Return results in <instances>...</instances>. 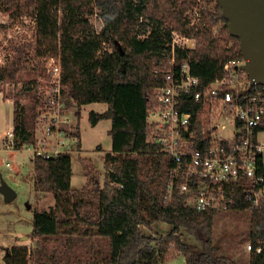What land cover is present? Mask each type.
<instances>
[{
	"label": "trees",
	"instance_id": "trees-1",
	"mask_svg": "<svg viewBox=\"0 0 264 264\" xmlns=\"http://www.w3.org/2000/svg\"><path fill=\"white\" fill-rule=\"evenodd\" d=\"M195 2L0 0L1 10L12 19L34 18L35 58L48 56L60 63L65 110L75 104L79 117L83 105L107 103L105 111L91 110L89 120L96 125L110 119L112 139L111 150L104 155L103 183L98 173L88 172L86 183L73 193L71 153L34 154V188L37 193H52L55 203L34 213L35 249L11 247L6 264H31L32 258L34 264H162L177 254H183L187 264H237L221 252L222 236L214 233L220 210L197 209L181 187L182 173L173 172V157L150 140L149 110L157 104L155 89L170 67L173 31L195 39L194 48L176 47L175 57L178 64L189 62L203 83L221 76L227 61L244 59L219 1L212 9L200 10L204 21L191 24L186 12ZM94 6L104 21L100 31L86 16ZM212 25L218 27L216 34ZM29 59L24 49L17 48L0 66V91L7 83L21 84L13 102L15 149L36 147L38 117L47 102L39 78L51 83L42 62ZM196 107L192 103L186 108ZM71 136L81 135L77 129ZM233 207L247 211L239 203ZM248 211L249 238L256 246L264 240V208ZM162 221L172 226L169 233L144 231ZM182 229L197 239L198 247L184 241ZM74 233L92 246L79 253L73 249L60 259L50 253L48 242ZM248 264H264V250L250 251Z\"/></svg>",
	"mask_w": 264,
	"mask_h": 264
},
{
	"label": "built area",
	"instance_id": "built-area-1",
	"mask_svg": "<svg viewBox=\"0 0 264 264\" xmlns=\"http://www.w3.org/2000/svg\"><path fill=\"white\" fill-rule=\"evenodd\" d=\"M197 15L189 17L191 24L204 21L201 11ZM195 45L193 37L173 31L170 67L155 89L157 104L149 110L150 140L173 157V172L182 173L181 187L197 209L235 210L236 203L247 210L264 208V84H252L245 59L227 61L221 76L203 83L189 62L178 64L175 57L176 47ZM51 59L56 93L46 99L52 108L45 114L51 115L45 126L48 134L66 118L60 117L59 108L64 105L59 104L61 66ZM192 103L197 106L194 111L186 108ZM6 133L13 142V130ZM64 151L38 153L52 156ZM246 248L261 252L264 240L256 246L250 241Z\"/></svg>",
	"mask_w": 264,
	"mask_h": 264
},
{
	"label": "rangeland",
	"instance_id": "rangeland-1",
	"mask_svg": "<svg viewBox=\"0 0 264 264\" xmlns=\"http://www.w3.org/2000/svg\"><path fill=\"white\" fill-rule=\"evenodd\" d=\"M214 5L215 0H196L186 13L192 19L197 18V11L202 10V8L212 9ZM86 16L90 19L96 31L102 29L104 21L100 9L94 6ZM212 30L216 34L218 27L212 25ZM35 32V20L32 16L12 19L0 7V66L7 64L16 53L17 48H22L32 63L35 64L39 60L42 62L47 73L51 76V80H53L54 76L49 71L53 65L52 57L35 58ZM32 63L30 64L31 67H33ZM39 80L44 83L46 89L44 98L48 99L54 96V93H56L54 85L50 82L49 84L46 83V80L41 77ZM20 87V83H7L4 85V91H0V183L4 180L17 193V196L8 202L4 193L0 190V264H6L4 257L7 250H10L13 246L25 245L32 250L35 249L36 238L32 236L34 213L36 210L49 209L55 203L52 193H37L34 188V154L38 153L39 150H48V153L51 154L56 153L58 149L69 151L72 157L71 183L73 193L86 183L88 172L90 175L94 172L98 173L100 183H103L106 173L104 155L105 152L111 150L112 145L109 133L110 120L102 119L96 125H92L89 120L90 111L93 109L100 110L101 102L83 105L78 117L76 115L77 106L70 104L69 108L65 110V103L59 98L60 103L55 101V105L58 103L64 104L59 106V108H63L60 117L66 118L54 126V133L48 134L46 132L45 126L51 121V115L47 114L45 116V114L52 111V108L46 103L38 117L36 130L38 143L36 147L28 145L21 149H15L12 142L9 141L7 133L4 135V130L13 129V102ZM7 98L11 101L6 100ZM22 101L29 104L26 100ZM51 104L54 105V102ZM102 105L107 104L103 103ZM55 121L58 122L57 118ZM77 129L81 135L79 139L71 136ZM99 147L102 150H99ZM8 163L10 164L8 165ZM248 212V210H220L216 214L214 233L218 237L222 236L223 248L221 252L233 257L237 264H248L250 255L246 248V245L250 242ZM171 229L172 226L169 223L162 221L155 222L152 228H144V231L146 233L158 231L167 234ZM181 236L187 243L195 247L199 246L197 239L185 229H182ZM47 246L50 253L60 259L65 254L73 252V249L79 253L92 245L87 238L79 233H74L69 237L61 236L51 240L47 243ZM30 262L34 264V258ZM162 264L187 263L183 254H177L166 259Z\"/></svg>",
	"mask_w": 264,
	"mask_h": 264
},
{
	"label": "water",
	"instance_id": "water-1",
	"mask_svg": "<svg viewBox=\"0 0 264 264\" xmlns=\"http://www.w3.org/2000/svg\"><path fill=\"white\" fill-rule=\"evenodd\" d=\"M218 1L228 20L230 33L240 40L244 68L252 84H264V0ZM0 190L8 202L17 196L4 180L0 183Z\"/></svg>",
	"mask_w": 264,
	"mask_h": 264
},
{
	"label": "crops",
	"instance_id": "crops-1",
	"mask_svg": "<svg viewBox=\"0 0 264 264\" xmlns=\"http://www.w3.org/2000/svg\"><path fill=\"white\" fill-rule=\"evenodd\" d=\"M1 94V93H0ZM6 100H9V98H7ZM9 101H11V100H9ZM92 103H94V102H92ZM104 102H101V109L100 110H96V111H99V112H102V111H105L106 109H107V106L108 105H102ZM105 104H107V103H105ZM103 106V107H102ZM95 110V109H94ZM110 120V119H109ZM110 123H111V120H110ZM10 129V128H9ZM6 130L7 129H5L4 130V135H5V132H6ZM11 130H13V129H11ZM82 140V139H81ZM1 141V140H0ZM2 145H3V142H2ZM9 147H11V146H9ZM72 182V181H71Z\"/></svg>",
	"mask_w": 264,
	"mask_h": 264
}]
</instances>
